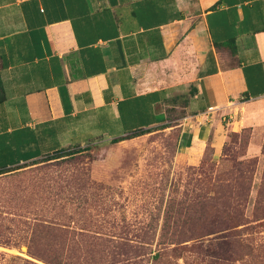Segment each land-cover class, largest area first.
Instances as JSON below:
<instances>
[{"label":"crops","instance_id":"1","mask_svg":"<svg viewBox=\"0 0 264 264\" xmlns=\"http://www.w3.org/2000/svg\"><path fill=\"white\" fill-rule=\"evenodd\" d=\"M263 100L264 0H0V170Z\"/></svg>","mask_w":264,"mask_h":264},{"label":"rangeland","instance_id":"2","mask_svg":"<svg viewBox=\"0 0 264 264\" xmlns=\"http://www.w3.org/2000/svg\"><path fill=\"white\" fill-rule=\"evenodd\" d=\"M230 108L200 154L161 126L0 174V264H264V100Z\"/></svg>","mask_w":264,"mask_h":264},{"label":"trees","instance_id":"3","mask_svg":"<svg viewBox=\"0 0 264 264\" xmlns=\"http://www.w3.org/2000/svg\"><path fill=\"white\" fill-rule=\"evenodd\" d=\"M173 125H164V128H169V127H172ZM151 131L150 130H142V131H139L137 133H134V136L133 137H136V136H140V135H144V134H147V133H150ZM115 142H117V140H115ZM69 149H62L60 151H57L56 153L52 154V155H49L47 156L46 158H50V159H57L59 158L60 156L63 157L64 155H62L64 152L68 151ZM52 157V158H51ZM49 160V159H48ZM9 169H3V170H0V174L2 173H5L7 172Z\"/></svg>","mask_w":264,"mask_h":264}]
</instances>
